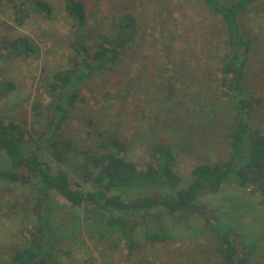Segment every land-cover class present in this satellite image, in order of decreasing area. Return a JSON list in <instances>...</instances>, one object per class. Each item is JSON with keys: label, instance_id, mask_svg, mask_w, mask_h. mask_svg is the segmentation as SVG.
<instances>
[{"label": "rangeland", "instance_id": "obj_1", "mask_svg": "<svg viewBox=\"0 0 264 264\" xmlns=\"http://www.w3.org/2000/svg\"><path fill=\"white\" fill-rule=\"evenodd\" d=\"M47 1L54 7L53 18L33 14L23 25L15 21L9 3L0 5V88L6 80L16 85L0 95V117L28 131L29 152L49 161L55 173L67 171L71 186L85 191L100 188L88 158L100 152L102 138L123 140L125 157L141 169L152 161L154 142L169 144L174 169L188 179L196 165L229 158L236 120L235 107L220 85V65L230 53L220 16L198 0H82L88 19L80 41L90 52L98 49L103 35L117 33V22L126 14L136 17L138 33L118 64L71 85L70 92L79 97L70 105L51 83L55 72L67 70L75 60V30L66 18L65 0ZM239 23L250 44L244 77L245 95L254 100L249 132L264 133V0H255ZM19 35L29 36L36 52L28 58H4L2 42ZM58 103L65 117L51 130L49 120L59 114ZM53 141L64 161L55 157ZM250 145L248 133L246 147ZM11 167L0 150V168ZM36 178L28 183L0 178V264L13 246L29 245L40 236L39 214L52 222L42 238L45 247L55 244L53 255L64 264H215L214 233L205 213L233 227L247 264H264V185L227 183L218 192H202L197 201L205 213L190 209L173 215L159 207L141 211L132 244L108 228L101 209L91 203L75 208L55 189L48 190L38 213ZM142 228L172 237L154 242L143 236Z\"/></svg>", "mask_w": 264, "mask_h": 264}, {"label": "trees", "instance_id": "obj_2", "mask_svg": "<svg viewBox=\"0 0 264 264\" xmlns=\"http://www.w3.org/2000/svg\"><path fill=\"white\" fill-rule=\"evenodd\" d=\"M198 1L204 3L213 14L220 16L227 29L230 53L220 65V85L235 107L236 124L231 132L232 151L229 158L196 165L188 179L174 169L175 156L169 144L154 142L151 145L152 161L141 169L136 162L125 157L126 144L123 140L117 136L102 138L99 143L100 152L88 158L97 170L95 179L100 188L85 191L71 186L67 171L60 169L55 173L49 161L42 160L36 151L27 150L31 142L27 137L28 131L21 124L15 121L7 123L0 117V150L6 152L12 164L9 169L0 168V178L28 183L39 176V195L35 205L38 213L43 207L48 190L55 189L75 208L91 203L101 209L108 216V228L120 232L133 244L134 235L138 231L135 217L141 211L159 207L173 215L190 209L205 213V207L197 201L202 192H218L227 183L240 186L248 183L264 185V133L257 130L253 135L249 132L254 100L245 95L244 77L250 44L245 40L239 23L240 14L255 0H234L230 3L222 0ZM2 3L10 4L15 21L20 25L25 24L33 14L51 20L55 11L52 3L47 0H0V5ZM65 13L75 30L76 37L72 47L76 55L67 70L55 72L51 85L54 91L60 90L58 93L62 99L65 98L73 105L79 93L70 92L71 85L76 84L77 79L81 81L84 77L118 64L126 50L131 48L138 29L136 17L126 14L124 20L117 22V33L114 36L103 35L98 49L90 52L87 45L80 41L88 19L86 4L82 0H65ZM2 47L5 50L4 58H28L36 52L35 44L27 35L5 38ZM15 87L12 81H4L0 95H6L7 91L14 90ZM169 89L173 92L174 86L170 84ZM34 108L38 109V105ZM56 108L60 115H51V130L52 127L59 128L61 118L65 117V110L60 103ZM248 133L251 136L250 149L246 147ZM66 143L70 145L69 142ZM52 144L55 147V157L64 161L66 157L64 152L58 150V142L53 141ZM205 216L208 227L214 233V251L217 256L215 264H247L248 259L240 253L241 247L233 238L237 235L233 227L219 218L210 220L206 213ZM51 226L50 218L39 214L36 231L40 236L34 232L36 236L31 244L13 246L3 264H64L53 255L55 244L49 242L45 247L42 240L48 235L47 231L51 230ZM141 231L145 238L154 242H163L172 237L163 230L142 228Z\"/></svg>", "mask_w": 264, "mask_h": 264}]
</instances>
